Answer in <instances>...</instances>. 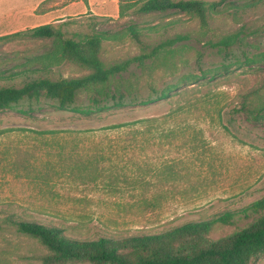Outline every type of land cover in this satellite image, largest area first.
Listing matches in <instances>:
<instances>
[{
  "label": "rangeland",
  "instance_id": "374dc122",
  "mask_svg": "<svg viewBox=\"0 0 264 264\" xmlns=\"http://www.w3.org/2000/svg\"><path fill=\"white\" fill-rule=\"evenodd\" d=\"M203 1L219 2L207 29L185 14L119 18V0L33 2L22 30L52 23L67 37H79L121 31L147 19L160 24L140 25L147 44L178 35L188 39L171 47L167 67L153 71L148 62L150 77L131 68L158 89L179 84L166 100L91 116L57 109L49 100H25L0 111V264H41L38 258L47 253L36 239L18 234L6 222L9 217L55 225L81 240L161 233L232 212V225L214 226L211 236L217 239L257 217L246 208L264 198V119L254 121L235 109L247 92L264 86V62L259 56L252 63L244 60L264 53V0ZM9 2L0 0V17ZM240 30L247 45L232 47L228 56L213 46ZM51 47V39L27 36L1 41L0 70H18L27 57ZM140 53L141 46L121 34L103 42L102 60L113 65ZM85 74L64 62L49 71L0 79V86ZM140 89L148 93L146 85ZM88 101L82 93L77 104ZM144 118L159 119L136 123ZM130 123L136 124L109 129Z\"/></svg>",
  "mask_w": 264,
  "mask_h": 264
},
{
  "label": "trees",
  "instance_id": "16d2710c",
  "mask_svg": "<svg viewBox=\"0 0 264 264\" xmlns=\"http://www.w3.org/2000/svg\"><path fill=\"white\" fill-rule=\"evenodd\" d=\"M82 1L88 4V0ZM249 2L243 5L251 4ZM218 6L219 2L203 0H119L118 3L119 18L135 14L139 17L151 15L153 20H159L185 14L198 19L203 29L209 27L211 13L220 11ZM141 24L146 27L160 25H151L146 19L132 23L121 31L101 30L79 37H67L63 27L46 23L0 35V42L19 36L53 41V47L27 57L24 67L18 70H0V79L14 80L22 75L49 71L64 62L87 71V74L81 77H59L55 80L41 77L29 79L20 86H0V111L15 108L25 100H49L54 102L53 105L57 109L91 116L128 105L145 106L168 99L172 92H177L179 84L158 89L149 80L132 73L131 68L136 66L144 75L148 74L150 77L152 72L148 71V62L151 61L153 69H150L153 71L167 67L172 61L171 47L187 40L188 37L178 35L150 45L142 40ZM121 34L128 35L139 44L141 53L122 62L107 65L102 60L103 42L108 37L117 40ZM236 45H247L243 30L213 43L220 53L227 56L230 49ZM258 56V60L264 62V53L254 57L246 55L244 60L246 63H252ZM223 68L226 71L229 67L223 65ZM125 73L130 74L125 77ZM190 80L196 79L190 77ZM143 85L147 86L146 94L141 93L140 87ZM82 93L87 94V105L77 104ZM235 111L244 112L254 121L263 120L264 86L247 92L241 107ZM158 119L144 118L136 123ZM136 123L117 124L109 129L121 130ZM132 135L136 136L134 133ZM246 209H251L257 217L235 232L217 239L211 236L214 226L218 223L232 225V212H225L211 219L189 221L161 233L121 238L101 236L94 240L71 238L61 227L36 221L9 217L6 222L13 225L18 234L36 239L47 250L46 254L38 258L41 264H258L259 259L264 257V198L251 203Z\"/></svg>",
  "mask_w": 264,
  "mask_h": 264
},
{
  "label": "crops",
  "instance_id": "0c3cea01",
  "mask_svg": "<svg viewBox=\"0 0 264 264\" xmlns=\"http://www.w3.org/2000/svg\"><path fill=\"white\" fill-rule=\"evenodd\" d=\"M8 1H10L9 9L7 13H3L0 17V35L22 30L21 28L24 25L25 18H27L28 12H30L31 8H33V2L35 0H13L14 2L12 0ZM2 10L3 9L0 7L1 13Z\"/></svg>",
  "mask_w": 264,
  "mask_h": 264
}]
</instances>
